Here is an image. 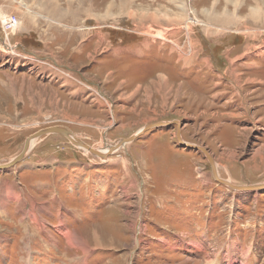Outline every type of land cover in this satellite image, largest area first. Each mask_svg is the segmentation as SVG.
<instances>
[{
  "label": "rangeland",
  "instance_id": "obj_1",
  "mask_svg": "<svg viewBox=\"0 0 264 264\" xmlns=\"http://www.w3.org/2000/svg\"><path fill=\"white\" fill-rule=\"evenodd\" d=\"M11 13L0 164L51 126L107 149L166 124L105 160L45 135L0 169V264H264V190L187 145L264 183V0H0Z\"/></svg>",
  "mask_w": 264,
  "mask_h": 264
},
{
  "label": "water",
  "instance_id": "obj_2",
  "mask_svg": "<svg viewBox=\"0 0 264 264\" xmlns=\"http://www.w3.org/2000/svg\"><path fill=\"white\" fill-rule=\"evenodd\" d=\"M175 123L177 125V132H176L177 140H178V142L180 144L186 145L187 143H185V141L182 138V134H181V126H182V124L179 121H175ZM163 124H166V123L165 122H160V123H153V124L145 126L141 130L136 132L134 135L130 136L129 138H122L119 141L115 142V144H113L112 146H110L108 148L109 150L106 153L105 152H101L100 149H94L93 147H91L90 145H88L87 143L82 141L80 138L75 136V134L67 127H63V126L47 127V128L41 129V130L31 134L26 139L23 150L17 156H15L11 161H9V162H7L5 164H0V169H7L9 167H13L18 162L22 161L26 157L28 152L30 151V147H31L32 141L36 140V139H38V138H40L42 136H45V135H49V134H60V135H63L66 138H68L70 140V142H72L75 145L81 146L82 148H84L88 152H90L92 155L98 156V157H101V158H106L109 154L114 153L115 151L119 150L121 147L126 145V143L132 142V141H134L135 138L141 136V134H143L146 129L157 127V126H160V125H163ZM187 145L190 146V147L196 148L197 150L201 151L205 155L206 159L208 160V162L210 164L213 177L215 178L216 181L228 186L229 188H231L234 191L264 190V183L253 184V185H237V184L231 183L228 180H225V179L221 178L219 176V173H218V168H217V165H216V161L214 160V158L212 157L211 153L209 152V150L207 148H205L203 146H191L190 144H187Z\"/></svg>",
  "mask_w": 264,
  "mask_h": 264
},
{
  "label": "built area",
  "instance_id": "obj_3",
  "mask_svg": "<svg viewBox=\"0 0 264 264\" xmlns=\"http://www.w3.org/2000/svg\"><path fill=\"white\" fill-rule=\"evenodd\" d=\"M0 21H1V24H2L3 32H5V30H6V31L10 32L9 35H11V33L13 35L14 32H11V31H13V30H15V29H17L19 27L20 18L16 14H12L11 13V14H6V17H5L4 21H2L1 19H0ZM5 36L6 37H4V40H3V48L7 50V48H6L7 47V43H10V42L7 41L8 38H7L6 32H5ZM12 51L14 53H16L15 49H13Z\"/></svg>",
  "mask_w": 264,
  "mask_h": 264
},
{
  "label": "bare ground",
  "instance_id": "obj_4",
  "mask_svg": "<svg viewBox=\"0 0 264 264\" xmlns=\"http://www.w3.org/2000/svg\"><path fill=\"white\" fill-rule=\"evenodd\" d=\"M214 21H216V22H218V19L217 20H215V19H213ZM221 21V20H220ZM219 21V22H220ZM6 31V30H5ZM14 31V30H13ZM13 31H11V32H13ZM7 32V31H6ZM9 32V31H8ZM209 34H210V32H209ZM163 80V79H162ZM164 82H166V81H164ZM143 128V127H142ZM139 130H141V129H139ZM138 130V131H139ZM37 140V139H36ZM36 140H33L32 141V144H31V147H30V150L33 148V145H34V143H35V141ZM76 146H78V145H76ZM80 148H82L81 146H79ZM85 152H88L86 149H84V148H82ZM101 150V152H108V148L107 149H100ZM90 153V152H89ZM97 157V156H96ZM98 158H100L101 160L103 159V160H105V158H101V157H98ZM12 160V159H11ZM10 160V161H11ZM225 180H227V179H225ZM228 181H230V180H228ZM231 182V181H230ZM92 236V235H91ZM74 237V239H72ZM93 237H94V240L96 241V243H97V245H98V242H99V240H100V238H99V236H98V234L96 233V232H93ZM77 237L76 236H73V234H69V236H68V240H69V242H70V245L71 246H75V245H79V246H82V244H81V241H78L77 239H76ZM83 247H84V249L86 250L87 249V247L88 246H86V245H83ZM86 261V260H85ZM79 264H82V263H84V261H82V260H80L79 262H78ZM77 263V264H78Z\"/></svg>",
  "mask_w": 264,
  "mask_h": 264
},
{
  "label": "crops",
  "instance_id": "obj_5",
  "mask_svg": "<svg viewBox=\"0 0 264 264\" xmlns=\"http://www.w3.org/2000/svg\"><path fill=\"white\" fill-rule=\"evenodd\" d=\"M55 5V4H54ZM18 43V42H17ZM19 44V43H18ZM31 53V52H30ZM31 54H33V53H31ZM61 64H63V65H66V64H64V63H61Z\"/></svg>",
  "mask_w": 264,
  "mask_h": 264
},
{
  "label": "trees",
  "instance_id": "obj_6",
  "mask_svg": "<svg viewBox=\"0 0 264 264\" xmlns=\"http://www.w3.org/2000/svg\"><path fill=\"white\" fill-rule=\"evenodd\" d=\"M18 43H21L22 44V42H18ZM27 46V45H26ZM28 47V46H27Z\"/></svg>",
  "mask_w": 264,
  "mask_h": 264
}]
</instances>
